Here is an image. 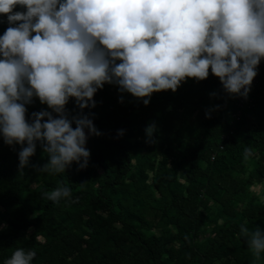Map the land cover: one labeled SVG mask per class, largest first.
<instances>
[{
  "label": "trees",
  "instance_id": "obj_1",
  "mask_svg": "<svg viewBox=\"0 0 264 264\" xmlns=\"http://www.w3.org/2000/svg\"><path fill=\"white\" fill-rule=\"evenodd\" d=\"M7 27L0 14V36ZM257 71L251 100L239 108L211 70L175 92L152 93L147 106V97L105 84L95 108L83 110L101 132L87 138L84 169L73 162L65 172L40 170L48 154L37 144L20 170L26 144L0 136V264L17 248L36 252L32 264H264L241 232L264 231V184L262 200L250 189L264 180V66ZM26 108L29 121L46 110ZM66 108L79 111L71 98ZM151 122L155 143L146 142ZM63 186L69 197L44 195Z\"/></svg>",
  "mask_w": 264,
  "mask_h": 264
},
{
  "label": "clouds",
  "instance_id": "obj_2",
  "mask_svg": "<svg viewBox=\"0 0 264 264\" xmlns=\"http://www.w3.org/2000/svg\"><path fill=\"white\" fill-rule=\"evenodd\" d=\"M17 5L25 11H13ZM0 14L9 24L0 36V136L9 146L26 144L20 170L37 144L48 154L42 171L65 172L73 162L87 167V138L101 132L95 114L83 110L95 108L105 84L147 97V106L152 93L175 92L186 78L202 81L211 70L227 95L246 99L264 58V0H0ZM34 97L51 111L32 112L29 121L26 105ZM70 98L75 115L65 108ZM155 130L146 127V142H156ZM44 195L58 202L71 192L63 186ZM241 232L259 257L264 231ZM35 256L17 248L5 264H32Z\"/></svg>",
  "mask_w": 264,
  "mask_h": 264
},
{
  "label": "rangeland",
  "instance_id": "obj_3",
  "mask_svg": "<svg viewBox=\"0 0 264 264\" xmlns=\"http://www.w3.org/2000/svg\"><path fill=\"white\" fill-rule=\"evenodd\" d=\"M28 106H42V107H44L46 110H48V111H51L50 109H48V106L46 105V104H41L40 103V101H39V99L38 98H33V103H31L30 105H26V107H28ZM65 108H66V106H65ZM66 110L70 113V115H74L72 112H70L67 108H66ZM150 124H154V123H150ZM149 124V125H150ZM148 125V126H149ZM156 126V125H155ZM146 129V128H145ZM85 133H86V135H87V132L85 131ZM253 155H251V157H252ZM249 165V164H248ZM248 165H247V168H249L248 167ZM262 184H264V180H262V181H257V182H255L251 187H250V189L258 196V198L259 199H263V195H262ZM116 225H118L117 223H116ZM206 229H209V227H207ZM147 234H150L149 233V231L147 232ZM38 239H40L39 237H38Z\"/></svg>",
  "mask_w": 264,
  "mask_h": 264
},
{
  "label": "built area",
  "instance_id": "obj_4",
  "mask_svg": "<svg viewBox=\"0 0 264 264\" xmlns=\"http://www.w3.org/2000/svg\"><path fill=\"white\" fill-rule=\"evenodd\" d=\"M262 66H264V58L261 59L259 65H258V68H259V67H262ZM242 91H243V90H242ZM250 100H251V99L249 98V96H247L246 99L243 98V97H239V96H238V98H237V100H236V106L239 108V107H241L242 105L249 103ZM232 117H233L234 120L238 119V117H239V110H238V109H236V110L233 112ZM211 158H212V157H211Z\"/></svg>",
  "mask_w": 264,
  "mask_h": 264
}]
</instances>
